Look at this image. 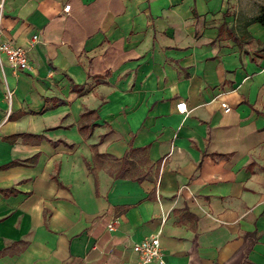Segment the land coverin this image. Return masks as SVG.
<instances>
[{
    "label": "crops",
    "instance_id": "obj_1",
    "mask_svg": "<svg viewBox=\"0 0 264 264\" xmlns=\"http://www.w3.org/2000/svg\"><path fill=\"white\" fill-rule=\"evenodd\" d=\"M227 7L0 0V40L30 57L24 71L0 65V166L37 155L0 168L16 190L0 193V264H140L132 246L150 235L164 264H264V26L245 25L255 40L239 53L217 36L222 22L241 32ZM86 108L97 125L81 132ZM20 133L41 138L6 139ZM93 144L116 158L145 147L158 175L114 179L103 164L97 194Z\"/></svg>",
    "mask_w": 264,
    "mask_h": 264
},
{
    "label": "trees",
    "instance_id": "obj_2",
    "mask_svg": "<svg viewBox=\"0 0 264 264\" xmlns=\"http://www.w3.org/2000/svg\"><path fill=\"white\" fill-rule=\"evenodd\" d=\"M252 21H258L264 26V4L261 5L258 13L248 18L244 23H242L241 32L237 33L234 26H227L225 22H222L218 27V37L222 34L223 31L226 32L227 36L230 37L233 41H235L239 47V53L244 51L243 44L253 42L255 39L246 31L245 25ZM225 25V26H223ZM258 45L255 47L253 52L255 55L263 56L262 50L264 49V43L257 42ZM81 86L70 83V88H80ZM92 118L93 120L98 119L97 109L96 108H86L80 114V123L78 125V130L81 132H87L88 130H92L94 126L97 124L90 125L89 122H83L82 120ZM41 138V136L20 133L7 137L8 140H14L17 137H21L23 141H27L28 137ZM93 149V158L92 161L85 160V165L92 175L94 184H95V192L98 194V184H97V170L105 163V161H113L117 163V167L110 174L114 179H131L137 182H141L143 180L151 178V173L155 176L158 175L159 172V162H152L148 160L145 155L146 148L145 147H132L129 145L128 149L124 153V155L120 158H116L112 155L100 153L96 149V144L92 145ZM37 155H33L31 157L25 159L13 160L5 165L0 166V168H7L14 165H31L36 162ZM58 167H55L54 173L51 175V178L57 183L58 186H63L62 183L58 179ZM0 193L4 196H9L16 193V190L13 188L1 189ZM46 221V216H45Z\"/></svg>",
    "mask_w": 264,
    "mask_h": 264
},
{
    "label": "built area",
    "instance_id": "obj_3",
    "mask_svg": "<svg viewBox=\"0 0 264 264\" xmlns=\"http://www.w3.org/2000/svg\"><path fill=\"white\" fill-rule=\"evenodd\" d=\"M70 4H64L63 9L68 10ZM6 64L13 70L24 71L30 66L29 46L11 41L0 40V65ZM12 91L7 90L6 97L9 100ZM178 113H185L187 105L185 100H179L175 104ZM229 106H225L228 110ZM164 160V159H163ZM132 250L138 256L140 264L156 262L164 264L163 251L161 250L157 235H150L135 242Z\"/></svg>",
    "mask_w": 264,
    "mask_h": 264
},
{
    "label": "rangeland",
    "instance_id": "obj_4",
    "mask_svg": "<svg viewBox=\"0 0 264 264\" xmlns=\"http://www.w3.org/2000/svg\"><path fill=\"white\" fill-rule=\"evenodd\" d=\"M228 7L227 14L234 16V21L244 23L248 18L255 16L261 5L264 4V0H227ZM105 166L112 169L115 166L113 161H105Z\"/></svg>",
    "mask_w": 264,
    "mask_h": 264
}]
</instances>
